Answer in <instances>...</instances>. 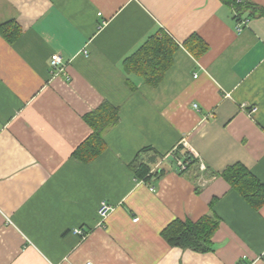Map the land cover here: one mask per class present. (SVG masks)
<instances>
[{
  "label": "crops",
  "instance_id": "1",
  "mask_svg": "<svg viewBox=\"0 0 264 264\" xmlns=\"http://www.w3.org/2000/svg\"><path fill=\"white\" fill-rule=\"evenodd\" d=\"M249 14L224 0H0V25L21 29L13 42L0 34V264H264V204L222 175L241 163L264 183V14ZM159 31L177 46L155 84L125 65ZM197 36L199 54L187 45ZM104 101L120 119L98 156L79 159L85 114ZM186 153L197 179L181 173ZM209 214L212 250L162 235Z\"/></svg>",
  "mask_w": 264,
  "mask_h": 264
},
{
  "label": "trees",
  "instance_id": "2",
  "mask_svg": "<svg viewBox=\"0 0 264 264\" xmlns=\"http://www.w3.org/2000/svg\"><path fill=\"white\" fill-rule=\"evenodd\" d=\"M230 4L238 20L242 19L245 12L250 11L248 16L257 13L264 14V8L248 0H224ZM249 19V17H246ZM20 26L15 21H8L0 25V34L8 41L13 42L20 35ZM194 45L187 43L188 48L199 54L207 47L205 42L199 38ZM175 44L165 33L151 35L139 49L126 60V69L128 71H138L149 82L157 84L163 73L169 68L175 51ZM86 121L92 126L93 133L84 141V143L75 151V156L79 159L90 160L98 156L104 147V133L106 129L114 125L119 119V107L104 101L95 110L85 114ZM150 151V147L143 148L137 155L133 170L136 177L145 178L150 172V164L147 160H140L139 156ZM151 159V158H150ZM187 167L181 170V173L195 174L199 177V160L186 153ZM207 172V171H206ZM205 172V173H206ZM159 174V173H157ZM193 174V175H194ZM222 175L228 182L240 192V194L255 208L259 209L264 204V183L254 175L245 165L236 163L229 166L222 172ZM220 218L217 215L209 214L201 217L197 221H181L179 219L169 224L162 235L170 245L184 248H192L199 251L212 250V234L218 228Z\"/></svg>",
  "mask_w": 264,
  "mask_h": 264
},
{
  "label": "built area",
  "instance_id": "3",
  "mask_svg": "<svg viewBox=\"0 0 264 264\" xmlns=\"http://www.w3.org/2000/svg\"><path fill=\"white\" fill-rule=\"evenodd\" d=\"M240 1V0H238ZM99 15H101V13L99 12ZM248 18H245V20L243 19L242 21L239 22V24L237 25V31L240 32L243 29V25L245 23H247ZM63 64V58L61 56V54L59 53H54L51 56L50 59V67L51 69L54 71L55 69H59L62 68L61 65ZM195 106H197L195 104ZM179 166L181 169H185L187 167V162L184 160H179ZM202 169H206V166L204 164L201 165ZM113 210V205L111 203H108L107 201H103L101 206L99 207L98 213L100 215L101 221L102 223L105 221V219L108 217V215L111 213V211ZM137 219V218H135ZM75 232L78 233L79 235H81L82 237L86 236V233L84 232L83 229L77 228L75 229ZM258 259L262 260L264 262V252L258 257ZM86 264H93L92 262H87ZM238 264H245L243 262H239Z\"/></svg>",
  "mask_w": 264,
  "mask_h": 264
}]
</instances>
